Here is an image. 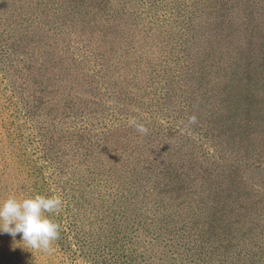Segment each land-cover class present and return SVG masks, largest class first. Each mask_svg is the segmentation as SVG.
I'll return each mask as SVG.
<instances>
[{"label":"trees","instance_id":"1","mask_svg":"<svg viewBox=\"0 0 264 264\" xmlns=\"http://www.w3.org/2000/svg\"><path fill=\"white\" fill-rule=\"evenodd\" d=\"M0 183L8 264H264V0H0Z\"/></svg>","mask_w":264,"mask_h":264},{"label":"clouds","instance_id":"2","mask_svg":"<svg viewBox=\"0 0 264 264\" xmlns=\"http://www.w3.org/2000/svg\"><path fill=\"white\" fill-rule=\"evenodd\" d=\"M128 123L137 132L147 134L145 124L135 118ZM61 206L59 197L42 194L24 198L9 195L0 199V234L11 235L17 247L29 252H50L53 242L58 238L59 226L49 214L58 211ZM18 234L21 238L17 241Z\"/></svg>","mask_w":264,"mask_h":264},{"label":"rangeland","instance_id":"3","mask_svg":"<svg viewBox=\"0 0 264 264\" xmlns=\"http://www.w3.org/2000/svg\"><path fill=\"white\" fill-rule=\"evenodd\" d=\"M2 183H0V187ZM16 254V249L10 245L4 243L3 238L0 240V264H8L9 259ZM12 264H19L17 261ZM20 264H26V262H22Z\"/></svg>","mask_w":264,"mask_h":264}]
</instances>
